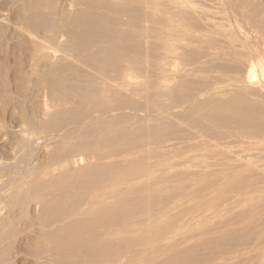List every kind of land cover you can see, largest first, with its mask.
I'll list each match as a JSON object with an SVG mask.
<instances>
[{"label":"rangeland","instance_id":"rangeland-1","mask_svg":"<svg viewBox=\"0 0 264 264\" xmlns=\"http://www.w3.org/2000/svg\"><path fill=\"white\" fill-rule=\"evenodd\" d=\"M261 64L264 0H0V264H264Z\"/></svg>","mask_w":264,"mask_h":264},{"label":"bare ground","instance_id":"bare-ground-1","mask_svg":"<svg viewBox=\"0 0 264 264\" xmlns=\"http://www.w3.org/2000/svg\"><path fill=\"white\" fill-rule=\"evenodd\" d=\"M47 52H50V51H47ZM47 52L45 51L44 53H42V58H43L45 61L49 60L50 57L52 56L51 53H50V54H51V55H50V54L47 53ZM51 58H52V57H51ZM164 58H165V57H164ZM164 58H162V59H164ZM165 60H166V59H165ZM162 61H163V60H162ZM162 61H161V62H162ZM163 62H164V61H163ZM165 63H166V62H165ZM261 66H262V68H261V71H262V70L264 69V64H261ZM263 73H264V71H263ZM123 77H124V76H123ZM121 78H122V77H121ZM124 78H125V77H124ZM53 139H54V138H53ZM44 152H45V151H44ZM42 156H43V155H42ZM44 156H45V155H44ZM44 156H43V158H44ZM39 157H40V156H39ZM95 196H96V195H95ZM97 196H98V195H97ZM97 196H96V198H97ZM101 196H102V195H101ZM111 197H112V196H110V198H111ZM94 198H95V197H94ZM94 198H93V199H94ZM98 198H100V196H98ZM113 198H114V197H113ZM91 199H92V197H91ZM100 199H102V200L104 201V196H103V198L101 197ZM105 199H106V198H105ZM108 199H109V197H108ZM108 199H107V200H108ZM115 200H116V199H115ZM93 201H94V200H93ZM95 201H96V200H95ZM98 201L101 202V200H98ZM98 201H97V202H98ZM103 201H102V202H103ZM109 201H111V200H109ZM109 201H108V202L106 201V202L109 203ZM106 202H105V203H106ZM115 202H116V201H115ZM90 203H92V202H90ZM95 203H96V202H95ZM95 203H94V205H95ZM98 203H99V202H98ZM98 203H96V205H99ZM105 203H104V204H105ZM107 203H106V204H107ZM100 204L103 206L102 203H100ZM86 205H87V204H86ZM91 205H93V203H92ZM91 205L88 204V206H83V208H85V207H86V208L91 207L90 209H92V206H91ZM104 206H105V205H104ZM106 207H107V205H106ZM106 207H105V208H106ZM95 210H97V209L95 208ZM84 211H85V210H84ZM93 211H94V209L92 210V212H93ZM95 212H96V211H95ZM85 214H87V213H85ZM88 215H89V214H88ZM86 216H87V215H86ZM91 216H92V215H91ZM91 216H90V217H91ZM99 219H100V218H99ZM102 219H103V217H102ZM91 220H92V219H91ZM91 220H90V221H91ZM97 220H98V219H97ZM103 220H104V219H103ZM105 221H106V220H105ZM132 221H134V219H132ZM132 221H130V222H131V223H130V226H129V225H127V226L131 227V225H132ZM82 223H83V222H82ZM103 223H104V222H103ZM134 223L136 224V226H138V224H137V220H135ZM98 224H99V223H98ZM101 224H102V223H101ZM105 224H106V223H105ZM112 224H114V222H113ZM118 224H119V223H118ZM122 224H123V223H122ZM109 225H111V224L109 223ZM123 225H124V224H123ZM125 225H126V224H125ZM99 226H100V225H99ZM103 226H104V225H103ZM107 226H108V225H107ZM119 226H120V225H119ZM119 226H118V227H119ZM100 227H101V226H100ZM118 227H115V225H114V231H116L115 229L118 230ZM122 227H123V226H122ZM122 227H121V228H122ZM129 227H128V230L130 229ZM71 228H72V227H71ZM80 228H81V227H80ZM97 228L99 229V227H97ZM101 228H102V227H101ZM106 228H107V227H106ZM123 228H125V227H123ZM123 228H122V229H119L118 231H120V230L123 231ZM134 228H135V226H134ZM138 228H139V227H138ZM138 228H136V229L138 230ZM143 228H144V227H143ZM145 228H146V227H145ZM90 229H93V228L90 227ZM125 229H126V228H125ZM125 229H124V231H126ZM132 229H133V228H132ZM132 229H130V230H132ZM79 230H80V229H79ZM79 230H77V231H79ZM81 230H82V229H81ZM88 230H89V229H88ZM93 230H95V229H93ZM105 230H107V229H105ZM108 230H110V227L108 228ZM128 230H127V232H128ZM20 231H21V230H20ZM91 231H92V230H91ZM98 231H99V230H98ZM101 231H102V230H101ZM110 231H112V229H111ZM114 231H113L112 235H114V233L117 232V231H116V232H114ZM135 231H136V230H135ZM135 231H134V232H135ZM139 231H140V229H139ZM99 232H100V231H99ZM107 232L110 233L109 231H107ZM107 232H106V233H107ZM24 233H25V232H24ZM93 233H94V232H93ZM95 233H98V232H95ZM102 233H103V232H101V234H102ZM108 233H107V234H108ZM139 233H140V232H139ZM88 234H89V233H88ZM107 234H106V235H107ZM110 234H111V233H110ZM110 234H109V235H110ZM89 235H90V234H89ZM92 235H93V234H92ZM103 235H104V234H103ZM115 235H116V234H115ZM30 236H31V235H30ZM30 236H29V237H30ZM85 236H86V235H85ZM85 236H84V237H85ZM90 236H91V235H90ZM29 237H28V238H29ZM99 237H100V234H99V236H98L96 239L99 240ZM107 237H108V236H107ZM112 237H114V236H112ZM23 238H25V237H23ZM30 238H32V237H30ZM85 238H86V237H85ZM102 238H104V239L106 240L105 237H102ZM35 239H36V238H35ZM93 239H94V238H93ZM26 240L28 241V239H25L24 242H27ZM85 240H86V239H85ZM90 240H91V238H90ZM94 241H95V240H94ZM100 241H103V240L100 239ZM100 241H99L98 245L100 244ZM24 242H23V243H24ZM30 242H31V239H30L29 243H30ZM105 242H106V241H105ZM146 242H147V240H146ZM148 242H149V241H148ZM92 243L95 244V242H91V246H92V249H93V246H94V245H93ZM27 244H28V243H27ZM83 244H84V243H83ZM102 244H104V243L102 242ZM87 245L90 246V243H88ZM96 245H97V244H96ZM89 246H88L87 248H89ZM85 247H86V246H85ZM96 247H97V246H96ZM96 247H94V249H95ZM99 247H100V246H98L97 249H99ZM17 248H18V247H17ZM87 248H86V250H87ZM90 248H91V247H90ZM83 249H84V248H83ZM92 249H90V250H92ZM97 249H95V250H96V253H97ZM16 250H17V249H16ZM90 250H89V249L87 250V254H88V252H92V251H90ZM99 250H100V249H99ZM84 251H85V250H84ZM15 252H16V251H15ZM93 252H95V251L93 250ZM93 252H92V253H93ZM136 252H137V251H135L134 253H136ZM17 253H18V252H17ZM85 253H86V251H85ZM141 254H143V256H144V254H145L146 258H149V257H150V256H149V255H150L149 247H148L147 249H143V250L139 248V252H137L135 255L138 257V256L141 255ZM90 255H92V256H96L97 254H96V255H95V254H94V255H93V254H90ZM133 255H134V254H133ZM133 255H132V256H133ZM86 256H87V255H86ZM88 256H89V255H88ZM136 256H133L134 259H136ZM143 256H142V257H143ZM121 257H123V256H121ZM121 257L118 256V258H119L120 260L122 259ZM91 258H93V257H91ZM118 258H117V259H118ZM137 259H138V258H137ZM118 263H119V262H118Z\"/></svg>","mask_w":264,"mask_h":264}]
</instances>
